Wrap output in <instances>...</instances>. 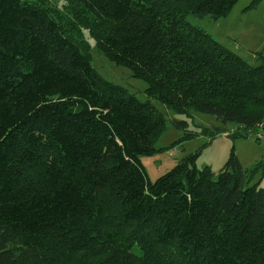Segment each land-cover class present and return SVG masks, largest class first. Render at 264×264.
<instances>
[{
	"label": "trees",
	"instance_id": "trees-1",
	"mask_svg": "<svg viewBox=\"0 0 264 264\" xmlns=\"http://www.w3.org/2000/svg\"><path fill=\"white\" fill-rule=\"evenodd\" d=\"M70 1L0 0V264H264V159L244 166L232 147L214 171L196 148L154 180L141 161L166 128L153 101L213 115L210 139L264 126V45L252 64L188 20L237 0ZM170 122L180 141L197 133Z\"/></svg>",
	"mask_w": 264,
	"mask_h": 264
},
{
	"label": "rangeland",
	"instance_id": "rangeland-1",
	"mask_svg": "<svg viewBox=\"0 0 264 264\" xmlns=\"http://www.w3.org/2000/svg\"><path fill=\"white\" fill-rule=\"evenodd\" d=\"M54 9L66 12L72 4L70 0H46ZM252 0H237L231 10L217 19L208 16L199 18L188 16V20L205 29L209 34L221 44L230 48L247 62L255 63V51L264 45V0H261L252 7H248ZM93 44V41L90 40ZM91 64L97 72L104 78L120 84L135 93L137 98L145 100L144 89L147 84L144 80L134 77L128 68L117 65L104 55L91 53ZM155 106L162 112L166 119V128L163 133L156 138L154 147L158 150L148 156H141V161L146 169L150 180H154L160 174L170 169L175 162L187 153L200 148V155L196 160V165L202 168L205 165L211 166L217 171L225 158L234 147L240 162L245 166H252L260 158L264 159V138H260L258 133L264 134V126H258L248 131L246 138L232 140L226 133L234 130L235 126L226 124L225 133L214 138L201 134V126L210 127L218 125L215 117L211 114L193 112L191 117L177 114L166 109L158 101H153ZM185 119L188 128L197 132L193 138L180 141L182 131L174 127L170 119ZM258 137V138H257ZM260 178V185L264 187V173L259 171L254 180Z\"/></svg>",
	"mask_w": 264,
	"mask_h": 264
},
{
	"label": "built area",
	"instance_id": "built-area-1",
	"mask_svg": "<svg viewBox=\"0 0 264 264\" xmlns=\"http://www.w3.org/2000/svg\"><path fill=\"white\" fill-rule=\"evenodd\" d=\"M258 136H259L260 138H264V134H263V133H258Z\"/></svg>",
	"mask_w": 264,
	"mask_h": 264
},
{
	"label": "crops",
	"instance_id": "crops-1",
	"mask_svg": "<svg viewBox=\"0 0 264 264\" xmlns=\"http://www.w3.org/2000/svg\"><path fill=\"white\" fill-rule=\"evenodd\" d=\"M212 35V34H211ZM238 156V155H237ZM239 157V156H238ZM240 159V158H239ZM261 159V158H260ZM241 161V160H240ZM242 163V162H241ZM243 164V163H242ZM245 166V165H244Z\"/></svg>",
	"mask_w": 264,
	"mask_h": 264
}]
</instances>
